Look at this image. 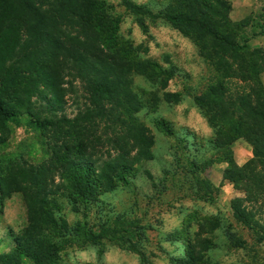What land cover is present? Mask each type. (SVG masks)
Wrapping results in <instances>:
<instances>
[{
  "label": "trees",
  "instance_id": "1",
  "mask_svg": "<svg viewBox=\"0 0 264 264\" xmlns=\"http://www.w3.org/2000/svg\"><path fill=\"white\" fill-rule=\"evenodd\" d=\"M121 3L136 13L140 25H144L142 14L148 13L189 35L199 55L219 71L220 77L194 98L204 104L213 124L218 119L227 124L217 125L214 145L226 146L239 135L250 143L251 155L239 164L225 149L221 177L243 192L230 199L232 216L256 227L258 239L264 237V224L256 215L264 210V87L260 80L264 48L245 46L250 36L264 33V0L259 24L249 15L230 19L228 0H178L173 9L167 4L156 11L141 9L130 0ZM105 5L104 0H0V142L8 130L7 121H15L21 114L30 115L35 127L53 128L60 134L50 143L53 161L29 164L16 174L15 170L0 174L2 186L8 177L22 182L30 211L25 228L13 235L14 250L0 252V264H20L21 255L32 264L53 263L60 244L44 239L40 228L56 225L48 195L63 184L53 182L50 173L72 181V199L91 200L112 188L135 161L150 154L151 134L130 116L141 103L131 82L133 73L151 76L158 64L135 55L129 40L117 32V16ZM248 24L259 28L238 41V32ZM227 79L238 81L239 88L229 90ZM75 81L82 101L73 116H39L33 111L34 102L41 99L59 107L64 92L73 90ZM171 93L163 91L164 95ZM104 142H108V151L102 157ZM5 189L1 187L2 192ZM218 223L216 215L199 223L194 241L187 244V256L200 259L212 245L210 236L200 234ZM104 233L102 227L97 233L90 232L89 238L95 240ZM242 241L235 238L232 242Z\"/></svg>",
  "mask_w": 264,
  "mask_h": 264
},
{
  "label": "rangeland",
  "instance_id": "2",
  "mask_svg": "<svg viewBox=\"0 0 264 264\" xmlns=\"http://www.w3.org/2000/svg\"><path fill=\"white\" fill-rule=\"evenodd\" d=\"M104 1L105 9L109 5L118 18L117 32L129 40L135 55L158 64L151 76L133 73L131 82L141 103L130 116L151 134L150 154L135 161L112 188L100 191L91 200L72 199V181L50 173L53 182L63 184L48 195L56 225L40 228L44 239L60 244L52 264H264V237L258 239L256 227L241 223L231 214L230 199L243 192L221 177L225 149L242 163L251 155V145L244 135L226 146L214 145L217 125L227 124L219 119L213 124L204 104L194 98L220 77L219 71L199 55L189 35L148 13L142 14L144 25H140L136 13L124 9L121 0ZM130 1L152 11L167 4L173 9L178 4V0ZM228 3L230 19L249 15L259 24L262 0ZM258 28L246 25L237 40L242 41L250 30ZM245 46L264 48V33L250 36ZM260 80L264 87L262 77ZM226 82L229 90L239 88L234 79ZM163 91L178 97L174 99L172 93L164 95ZM80 93L75 81L73 90L64 92L59 107L41 99L34 102L33 111L39 116H73L82 101ZM30 117L21 114L15 121H7L8 130L0 142V174L9 170L16 174L29 164L54 160L50 143L57 131L35 127ZM100 148L105 157L108 142ZM47 184L54 186L50 181ZM1 187L6 189L2 192ZM28 212L22 182H12L8 177L7 183L0 185V252L14 250L13 235L25 228ZM210 215L219 218L218 226L200 236H210L212 245L200 259L193 260L187 256V244L194 241L199 223ZM256 215L264 224V210ZM102 227L106 233L95 240L89 238L90 232L97 233ZM235 238L243 241L234 244ZM19 259L20 264H32L24 255Z\"/></svg>",
  "mask_w": 264,
  "mask_h": 264
},
{
  "label": "crops",
  "instance_id": "3",
  "mask_svg": "<svg viewBox=\"0 0 264 264\" xmlns=\"http://www.w3.org/2000/svg\"><path fill=\"white\" fill-rule=\"evenodd\" d=\"M247 41V40H246ZM260 77H262V80L264 81V70H262L261 72H260ZM250 145V144H249ZM250 154H251V151H250ZM233 159H234V161L236 162V163H241L240 161H238V160H236V157H235V153L233 154V157H232Z\"/></svg>",
  "mask_w": 264,
  "mask_h": 264
}]
</instances>
